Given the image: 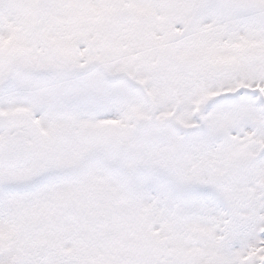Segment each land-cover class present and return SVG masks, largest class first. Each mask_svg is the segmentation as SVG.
Wrapping results in <instances>:
<instances>
[{"label": "snow or ice", "instance_id": "1", "mask_svg": "<svg viewBox=\"0 0 264 264\" xmlns=\"http://www.w3.org/2000/svg\"><path fill=\"white\" fill-rule=\"evenodd\" d=\"M0 264H264V0H0Z\"/></svg>", "mask_w": 264, "mask_h": 264}]
</instances>
